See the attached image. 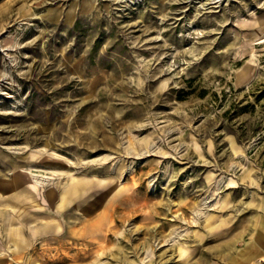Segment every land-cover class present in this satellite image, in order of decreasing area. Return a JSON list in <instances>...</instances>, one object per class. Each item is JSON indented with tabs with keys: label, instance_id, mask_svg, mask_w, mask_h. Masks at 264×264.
I'll return each mask as SVG.
<instances>
[{
	"label": "rangeland",
	"instance_id": "obj_1",
	"mask_svg": "<svg viewBox=\"0 0 264 264\" xmlns=\"http://www.w3.org/2000/svg\"><path fill=\"white\" fill-rule=\"evenodd\" d=\"M262 199L264 0H0V264H193Z\"/></svg>",
	"mask_w": 264,
	"mask_h": 264
},
{
	"label": "crops",
	"instance_id": "obj_2",
	"mask_svg": "<svg viewBox=\"0 0 264 264\" xmlns=\"http://www.w3.org/2000/svg\"><path fill=\"white\" fill-rule=\"evenodd\" d=\"M256 207L240 215L239 224L232 218L224 231L214 229L205 247L208 256L193 264H264V199Z\"/></svg>",
	"mask_w": 264,
	"mask_h": 264
},
{
	"label": "bare ground",
	"instance_id": "obj_3",
	"mask_svg": "<svg viewBox=\"0 0 264 264\" xmlns=\"http://www.w3.org/2000/svg\"><path fill=\"white\" fill-rule=\"evenodd\" d=\"M78 182V181H77ZM35 183L37 184V185H39V184H43V182L41 181V180H37V179H35ZM76 183V182H75ZM76 185V184H75ZM72 188H74L75 189V187H72ZM78 188V187H77ZM77 190V189H76ZM79 190V189H78ZM74 191V190H73ZM21 192V191H20ZM74 193V192H73ZM22 194V193H21ZM20 194V195H21ZM69 194V193H68ZM27 196V195H26ZM63 200V199H62ZM65 201V200H64ZM61 202V201H60ZM47 210V209H46ZM57 210H59V209H57ZM20 212V211H19ZM66 224V223H65ZM33 225V224H32ZM60 228V227H59ZM71 228V227H70ZM53 229V228H52ZM51 229V230H52ZM54 230H56V229H54ZM37 231V230H36ZM30 232V231H29ZM39 232V231H38ZM53 232V231H52ZM75 232V231H74ZM45 233V232H44ZM35 234V233H34ZM32 235V234H31ZM20 236V235H19ZM53 236V235H52ZM61 236V235H60ZM22 240V239H21ZM21 240H19V241H21Z\"/></svg>",
	"mask_w": 264,
	"mask_h": 264
}]
</instances>
